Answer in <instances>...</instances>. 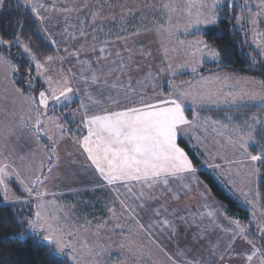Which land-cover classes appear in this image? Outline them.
<instances>
[{"label": "snow or ice", "instance_id": "1", "mask_svg": "<svg viewBox=\"0 0 264 264\" xmlns=\"http://www.w3.org/2000/svg\"><path fill=\"white\" fill-rule=\"evenodd\" d=\"M223 3L227 4L229 10L236 7L233 0H162L158 9L164 19L162 22L156 23L155 31L167 33L169 38H174L181 30L185 34H189L192 29L215 25L218 23V12ZM28 5H30L35 18L41 23L45 17L40 16V9L68 14L65 16L64 33L72 40L77 39V32L80 37H87L86 29L88 28H91L93 40H95L97 32H103V24L106 21L117 19L115 14L108 17L101 15L98 9L90 11V20L87 19V16L77 15L78 23H70L72 13L78 14L84 9H89L87 0L80 6H77L73 0L71 5L63 8H46L43 4L25 0V6ZM0 7H2V0H0ZM146 7L157 6L146 5ZM240 7L246 9L249 15L247 17L237 15L236 23L241 24L242 20H248L252 31L259 38H254V42L260 49V54L264 55V33L258 31V28L264 25V0H260L256 5V11L249 7L247 0ZM121 9L119 19L122 23L126 22L128 16L135 14L131 8L121 6ZM97 24L100 25L99 29L94 27ZM20 27L22 32L23 26ZM121 31H126V29L122 28ZM133 35H139V30ZM49 39L52 38L49 37ZM118 39L126 40L127 37L120 36ZM15 42L31 56L30 63H35L37 76H45L47 72L45 65L36 61L28 45L20 43L19 35ZM52 43L55 44L54 39H52ZM0 44L10 47L12 41L0 39ZM179 44L183 46L185 42L179 41ZM83 47L84 45L81 44L80 50ZM108 47V41H105L98 49L93 47L92 52L99 53L95 55L94 61L81 59L80 50L69 53L70 56L76 57V64L79 65L78 72L74 70V67H70L66 74L61 73L62 79L45 76L44 82L47 84V88L39 91L38 97L24 96L22 103L27 104L28 111L34 115H30L27 120L21 115L19 124L8 119L3 129L0 130V140H2L0 143V191L3 192V199L9 201L11 189L8 186L10 183L16 182L29 200L23 201L20 197H12L11 202L37 201L32 205L35 211L21 218L19 223L21 226L27 225L25 232L30 230L32 235L44 242L49 249V255L54 258L63 257L71 260L73 264H104V253L111 247V244L106 245L99 239L100 230L112 222L113 228L119 229L120 235L126 241L119 243L118 246L121 250L129 253L134 250L138 251L140 258L145 255L150 257L151 252H145L143 244L135 246L131 239L133 235L145 233L151 242L156 244L161 252H164L172 264H178L153 236L154 232L158 231L160 233L167 232L171 238L178 234L175 226L176 220L187 223V218L177 215L176 209L169 211L165 203H160L162 197L178 200L181 190L190 188V184L187 182L188 178L191 177L192 181H195L198 171L193 160L178 143V137L182 134L187 135L189 129H204L206 132L208 128H211V132L215 134L213 143L217 145V154L221 156V159H225L226 163L235 166L230 168V171L234 170L236 176L249 188L257 185L264 179V141L256 139V132L264 133V119L252 116L243 125H240L222 123L219 120L204 117L203 123H201V118L196 113V105L224 102L238 106L241 104L251 105L264 111V90L242 94L225 93V96L230 99L220 101L215 99V93L196 90L190 81H185L183 85L177 86L169 80L167 95L160 91L156 94L154 101L141 98L137 103L136 95L142 97L143 93H137L131 85V71H139L138 65L135 69L132 67V50L125 48V51L130 53L127 59L122 56L120 51H116L113 58V53L108 50ZM167 51L165 49V60H167ZM185 52L191 57L185 64L177 65L174 68L171 63H168L166 69L162 66L159 71H168L172 77H175L179 69L191 66V71L196 73L198 65L206 58L217 60L219 57V51L210 48L208 42L203 39L189 41ZM140 53L141 55H151V53L144 52L143 49L140 50ZM55 59L63 60L64 58L47 57L49 63ZM0 63L6 64L13 71L18 67L2 56H0ZM77 76L85 86L83 94L88 101L86 103L81 100L80 103V111L83 112L80 129L81 131L86 130V134L82 136H79L78 132L66 128L60 123L58 117L48 114L50 101L55 105L71 103L73 92L78 91L72 87L73 80ZM124 77H127V84L124 82ZM152 79L153 74L149 70L141 80L137 81V85H143L144 81ZM32 81L33 78L29 75L30 86ZM208 83V80L202 78L199 86L203 88ZM92 86L98 90L95 96L90 91ZM16 91L21 93V89H16ZM105 92H107L106 96ZM113 92L115 95L112 94ZM189 101L193 106L191 120L185 115V104ZM108 104L111 107L107 106ZM73 115H75V110H73ZM10 116H15V113H11ZM227 120L231 122L233 117L228 116ZM53 125L58 135L50 134ZM17 127L27 128L37 141L43 136H47V139L52 142L50 145L52 155L48 157L49 162L55 156L56 145L60 140H63L69 133L73 137L79 136L74 139L73 143L79 150H82V154L86 156L90 166L98 174L101 181L100 186L111 189L114 195L113 207L108 208L110 217L102 224L97 225L96 231H92L85 224H70L68 212L63 211L62 207L57 206L54 201L44 199L47 193L40 190L47 180V176L43 172L45 164L43 160L33 177L28 180L22 178L19 169L9 162L5 150H9V155L12 154L10 141L13 136H16ZM227 151L238 154L240 159H226L224 153ZM19 159L24 160L25 157L20 156ZM215 167H219V165ZM51 171L52 167H49L48 174ZM116 202L121 208L119 216H117L114 206ZM150 202H156L157 206L151 207ZM247 202L254 204L253 200ZM204 207L208 208L209 205L206 203ZM142 211L151 212L147 223L141 220ZM200 215L203 216L204 213H200ZM214 215V211L207 212L209 218ZM169 217H174V219H169ZM121 220L124 221L123 224L119 222ZM130 222H134V229ZM212 223L226 234L231 233L232 241L240 237L251 245V251L237 254L243 255L245 264H256L257 258L259 264H264V243L258 246L253 240L247 239L250 229L241 227L238 221L233 222L235 223L234 228H224L215 219H212ZM86 224L90 225L91 221H86ZM125 227H128L127 233L123 231ZM258 231L259 238L264 241V223L258 224ZM18 235L23 236L24 233ZM231 248L232 243H229L225 251H229ZM215 250L216 246L213 245V254H215ZM178 254L183 255V252ZM223 255L224 253L220 254V259H223ZM185 264H204V262L188 260Z\"/></svg>", "mask_w": 264, "mask_h": 264}, {"label": "rangeland", "instance_id": "2", "mask_svg": "<svg viewBox=\"0 0 264 264\" xmlns=\"http://www.w3.org/2000/svg\"><path fill=\"white\" fill-rule=\"evenodd\" d=\"M19 1L21 4L25 6V0H19ZM31 2L36 4H43L45 5L46 8H52V7L63 8L65 6L71 5L73 3V0H31ZM84 2L85 0H75L77 6L82 5ZM161 2L162 0H87V3L89 4V9H84L78 14L72 13L70 23L73 24L78 23V21L76 20L77 15L81 17L87 16V19L90 20L91 19V16L89 14L90 11L98 10V9L100 10L101 15L103 16L108 17L115 14L117 17L115 21L108 20L103 24V32H97L95 40H93L91 28L86 29L88 31L87 37H80L77 32V39L75 40L69 39L66 33L62 34L61 32H64V28L66 27L65 16L68 15L66 13H62V12L57 13L54 11H45L44 9H40L39 14L40 16L45 17V19L43 23H41L40 20H38V22L42 34L46 37V39L54 49V53L51 55L53 57H61L58 52L59 46H61L63 50L67 49V51H70L69 48L70 47L75 48V46H77L78 50H80L81 44H83L84 47L82 50H80L81 52L80 58L86 55L95 56L98 55L99 53L98 52L93 53L92 49L88 48L89 45H92V48L95 47L98 49L102 44H104L105 42L104 40L108 41L109 43L110 41L114 42V40H118L117 38L118 36H122V35L124 36L127 35V37L129 38L131 35H133V33H136L139 30V34L142 35L139 37H142L143 39L142 42L139 43L136 48H134V50L136 49L137 58H136V62L135 60H133L132 66H137V64L138 66L141 67L143 66L144 68L143 71L146 70L144 74H146L148 72L146 68L149 67L148 66L149 64L147 63H149V60L152 56L155 55L157 57H160L163 61H167L164 60L165 49H167L168 62L171 63L172 66L175 68L177 65L185 64L188 60L191 59V57L187 55L185 52L187 43L189 41L203 39L200 36L189 37V34L191 32L197 31L198 29L190 30L189 34H185L183 30H181L179 33L176 34L174 38H169L167 33H157L155 31V25L157 22H162V20L164 19V17L162 16L161 12L158 9V6ZM259 2L260 0H247L249 7H251L253 11L257 10L256 5ZM234 3L238 6L236 8L237 15H242L244 17H247L249 15L246 9H242L240 7V5L246 3V0H234ZM2 5H3V0H2ZM146 5H156L157 7H146ZM121 6H124L125 8H131L135 12L134 15L128 16L126 22L124 23H122L119 19L122 10ZM27 7L30 8V5H28ZM235 25L242 32V37L243 39H245L244 44L246 46H250L254 50V54L261 55L260 49L256 46V43L254 42V38L255 39H259V38L256 37V34L252 31V26L249 24L248 20L244 19L241 21V24L235 23ZM94 27L99 29L100 25L97 24ZM122 28L126 29V31H121ZM258 31L264 33V29L261 28V26L258 28ZM49 37L55 40V44L52 43V39H49ZM93 41L95 42L94 44L91 43ZM179 41H184L185 44L181 46L179 44ZM141 49H143L144 52L146 53H151V55H141L140 53ZM173 49H175V51H173ZM108 50L110 52L117 51V49L113 48L110 44ZM22 51H23L22 53L26 54V56L28 57V61L30 63L31 56L28 53H25L24 49ZM128 54L130 53L128 52ZM0 56L3 57L1 53ZM71 57L72 56H69L67 58L68 64H64L63 60L61 59H55L54 61L49 63L47 61V58L43 60H39V62L44 64L45 68L47 69L45 76H51L54 79L56 78L62 79L61 73L66 74L67 70L70 67H74V70L77 72L79 71V65L76 64V57L74 58L73 63H71L72 61ZM92 59L94 61L95 57ZM205 60L208 61L212 59L206 58ZM202 63L198 65L197 70L200 69ZM32 64L35 67V63L32 62ZM143 71L140 74H142ZM131 74L132 72L130 73V75ZM134 74H136V71L134 72ZM182 74L184 75V74H194V73L191 71V66H188L183 69H179L175 77L176 78L182 77L181 76ZM12 76H13V70L9 69L6 64L0 63V130L3 129L4 124L8 121V119H12L14 123L19 124V118L21 115L24 116L25 120H27L30 115H34L33 113H30L28 111L27 104L22 103L24 96L34 95L38 97L39 91H41L44 88H47V84L44 82L45 76L38 77L36 68L33 79H39L41 84L43 85V88L41 90H38L36 94H33L31 92L23 93L22 91L21 93H18L16 91V89L18 88H16V86L14 85ZM198 76L199 75H195L191 77H198ZM171 81L174 85L178 86V83H176L177 80H175V82L173 80ZM190 81L192 83V86L196 90H199L197 86L198 83L192 80ZM209 81L214 83L215 80L209 79ZM229 81L230 80L228 78L224 79L222 81L223 83L222 86L225 87L229 86V84H227V82ZM156 84H157V80H155L154 78L149 82L143 83V85L136 84V86L138 87L137 89L143 93L142 97L141 95H138L137 97H140V99L143 98L149 101H154L153 99L158 93L155 86ZM72 87L74 89H78V91H74L72 94V100H73L80 96L79 93L81 92V88L85 86L82 82L79 81V77L77 76L73 80ZM249 88H250L249 92L254 91L252 90L251 87L248 86L246 87L244 86V88H240L239 90L245 93ZM223 90L220 89L216 90L215 91L216 96L217 94L218 96L219 94L222 95ZM90 91L95 96L98 90L95 88V86H92V88H90ZM112 94L115 95V92H113ZM106 95L107 92H105V96ZM222 96L218 98L223 99V97H225ZM188 103H189L188 105L190 106V101ZM107 106L111 107L110 104H108ZM234 106H238V105H234ZM246 106H250V105H244V104L239 105V107H246ZM49 109H50L48 113L49 116L58 117L60 123H62L66 128L78 132L79 136L84 135L86 130L81 131L80 129V122L83 116V112L81 113L79 112V109H74L75 115H73L72 101L71 103L66 105H55L54 102L50 101ZM11 113H15V116H10ZM76 121H79L78 125ZM222 121L226 122L224 118H222ZM233 123L242 125V122H239L236 119L233 120ZM50 134L58 135L54 125L51 128ZM79 136L73 137L71 133H69L65 136L63 140H60L59 143L56 145V154L51 160V162H49L48 157L52 155L50 148L52 142L47 139V136H43L44 140L46 139L45 142H47L45 147L43 144L44 141H41V139L43 140V138L37 141L33 137L32 132L29 131L27 128L17 127L16 136H13L10 141L12 154L9 155V150H5V155H8L9 162L13 163L14 166L17 169H19L22 178H24L25 180H28L33 177L34 173L40 166V162L43 160L45 162L43 172L47 176V180L40 190L45 191L47 193L44 199L46 201H54L57 206L62 207L63 211L68 212L70 224L73 225L85 224V226L89 227L92 231H96L97 225L100 224H90V225L86 224V221L88 220L85 213L86 210L85 207H83V205L86 203L87 192H90V190L93 188V185H97L98 182L90 181L91 179L92 180L96 179V175L94 173H90L91 172L89 169L90 164L86 161L85 156H82L79 152L75 150V148H73V145L75 146L73 141L74 139L79 138ZM181 136H185V135L182 134ZM208 136H209L208 142L212 145L213 136L210 135ZM40 141L43 143H41ZM0 143H2V140H0ZM66 144L72 145V148L70 145L68 148ZM44 149H46L47 152ZM227 152L228 154L227 153L225 154L226 159H231V157L236 156V154H233L230 151ZM20 156H24L25 159L20 160L19 159ZM237 159H240L239 155ZM222 162L228 164L226 163V161H222ZM216 163L220 164L221 162L220 160L214 162L209 160H202L203 167L200 166V168L209 173L211 172L210 174H212L214 171H216V167H215ZM49 167H52V171L50 174H48ZM221 171L225 173H227L228 171L230 174V170L226 171V169H223L221 166H219V172L221 173ZM231 172L234 176L224 177L227 180V183L225 184H229V187L231 188V190L227 191V193L232 198L237 200V202L241 207L248 209V211L250 212L254 226H253V231H249V233H247V239L253 240L259 246L260 244L264 243V241H262L259 238L260 233L258 231V224L264 223V207L258 198L257 187L256 185H254L251 188H249L245 183L241 181L240 178L236 176L234 170ZM14 183L17 185L16 182ZM8 187L11 189L10 199L9 201H5L3 199V192L0 191V194L2 196V201H1L2 203L30 205L32 208V213L35 211L34 207L32 206L37 202L35 200H32L30 203L11 202L12 197H20L21 200L23 201H28L29 198L26 196V194L22 193L19 187L18 188L22 193L21 196L14 191V189L11 187V184H9ZM95 188H102V187L98 186ZM102 194H104V192H102L99 197H101ZM76 197H78V204L75 206V204L72 201H76ZM111 198L114 199L113 194L111 195ZM248 200H253L254 204H249L247 202ZM81 203L83 204L81 205ZM90 213H93V210H91ZM130 223L132 224L133 227L134 223L133 222ZM112 226L113 225H106L103 229L100 230L101 235L99 239L106 245L111 244V247L107 249L104 253V264H135V262H139L143 264H153V262H155V264H172V262L168 260L167 256H165L164 254L162 255V252L159 249L157 253L156 244L151 242L148 235H133L131 239L133 240L135 246L136 244L137 246L143 244L145 246V252L148 251L151 252L150 257L148 255L147 256L145 255L142 258H140L139 255L137 254V251L135 250L131 253L125 250H121L118 246L119 243L126 241L124 240V237L122 235H118V233H113L109 231L112 229ZM240 226L248 229L247 226H244L242 224H240ZM27 233H31V231L29 230L24 234ZM153 236L154 239L157 240V242H159V244L163 248H165V250L170 249L171 251L172 250L174 251L175 254H173L174 256L172 257L178 262V264H180V262H183L181 259V257L183 256L181 255L178 256L176 250L180 248L181 245L183 244L182 242L187 239V237H184L185 235H176L171 238H169V235H153ZM196 236L199 237L200 235H191V237L194 238H196ZM136 238L139 240H137ZM205 243L209 248V251L207 252V257L211 258L213 255V258H215L213 264H245L243 255H237V254H242L251 251V245L247 244L244 239L237 237L235 241H232L231 233L226 234L221 230V228H218V233L213 231L212 228H210L209 232L206 233ZM229 243H232V248L229 251H225ZM213 245L216 246L215 254H213ZM152 251H153V257H152ZM178 252H180V250H178ZM221 253H224L223 259H220ZM69 262L70 264H73L71 260H69ZM256 264H259L258 258L256 259Z\"/></svg>", "mask_w": 264, "mask_h": 264}, {"label": "trees", "instance_id": "3", "mask_svg": "<svg viewBox=\"0 0 264 264\" xmlns=\"http://www.w3.org/2000/svg\"><path fill=\"white\" fill-rule=\"evenodd\" d=\"M236 7L228 9L226 3L221 6L218 12V23L212 26L201 27L189 34V37L200 36L208 42L210 48L219 51L218 60H205L202 66L194 74H184L182 77L205 75L208 73H223L236 78H255L264 87V55L254 54L250 46L244 44L245 39L236 23ZM22 32H21V27ZM264 29V25H261ZM20 36V43L28 45L36 60H43L54 53L52 45L42 34L38 19L31 9L20 3L19 0H3L0 9V39L12 41L10 47L0 44V53L9 59L12 64L18 66L13 71V83L23 93L31 92L36 94L43 88L39 79H33L29 84V75L34 77L35 67L29 63L26 54L22 53L23 47L15 42ZM187 115L193 114L189 109ZM239 122H245L248 115H260L264 119V111L258 107L246 106L228 110ZM256 139L264 141V133L256 132ZM178 143L185 149L193 160L194 166L200 165L197 152L180 138ZM255 154V153H253ZM197 175L206 185L211 195L224 205L226 214L236 219L240 224L247 226L253 231V221L248 209L239 205L237 200L232 198L223 186L209 172L199 169ZM11 187L18 195H22L18 186L12 182ZM257 193L260 202L264 207V179L257 185ZM0 194V264H70L68 259L63 257H52L46 244L38 240L32 233L19 236L25 233L27 225L21 226L19 220L32 213L30 205L5 204L2 203ZM248 231V233H249Z\"/></svg>", "mask_w": 264, "mask_h": 264}, {"label": "crops", "instance_id": "4", "mask_svg": "<svg viewBox=\"0 0 264 264\" xmlns=\"http://www.w3.org/2000/svg\"><path fill=\"white\" fill-rule=\"evenodd\" d=\"M62 34L64 32H61ZM124 36V35H122ZM142 36L141 34L139 35H131L129 38L127 37V35H125V37H127L126 40L124 39H118V40H114V42L110 41V45L113 48H116L117 51H120L122 56H124L126 59L127 57L130 55L128 54V51H125V48L131 49L132 50V56H133V60H135L136 62V49L134 50V48L137 47V45L139 43L142 42ZM120 37V36H118ZM117 37V38H118ZM130 40V41H129ZM106 41V40H104ZM91 43H95L94 41ZM88 48L92 49V45H89ZM70 51H66L63 50V48H61V46H59L58 48V52L60 54L61 57H63V63L64 64H68V57L70 56L69 53H72L76 50H78V47L75 46L74 47H70L69 48ZM113 56L115 54V51H112ZM125 53V54H124ZM156 54V52H155ZM91 57V58H88ZM95 56L89 55V56H83L81 57L82 59H92ZM72 61L71 63H73V60L75 58V56H72ZM93 60V59H92ZM165 60V59H164ZM168 59L167 61H163L160 57L157 56H152L149 60V64L146 69L149 71L151 70L152 74H153V78L155 80H157V84L156 86V90L158 91V93L160 91H162L164 93V95H167V92L169 91V86H168V81L169 80H173L176 83H178L179 85H182L186 80H192L194 82L198 83V91H204V92H212L215 93V99L220 100V101H224V100H228L230 99V97L225 96V93H237V94H242L243 92L240 91V88H244V86H248L251 87L252 90L254 91H262L264 90V87L262 86L261 82L255 78L252 77H248V78H236V77H232L230 75L227 74H223V73H208L205 75H199L198 77H172L168 71H164V72H160L159 69L163 66L165 69L167 68V64H168ZM137 64V63H136ZM138 65V64H137ZM133 69H135L136 66H132ZM144 68L143 66H139V71L133 70L131 71L132 74H134V72L136 71V74L132 75L131 74V85L132 88L136 90L137 93H140V91L137 89L138 87L136 86L137 81L141 80L144 76H145V71H143ZM143 71L142 74H140ZM139 73V76H138ZM183 75V74H182ZM136 77V78H135ZM225 77H227L230 81L227 82V84H229V86H222L223 83L222 81L225 79ZM206 79L209 81V79H214V83L210 82L203 88H200L199 86V82L201 79ZM219 78V79H216ZM124 82L125 84H127L128 80L127 77H124ZM198 80V81H195ZM40 81V80H39ZM149 82L148 80L144 81V83ZM191 82V81H190ZM218 86V87H217ZM225 87V88H224ZM228 87V88H227ZM224 88V90H223ZM223 90L222 95L225 96L223 97L222 95L217 94L216 96V90ZM250 88L246 91L249 92ZM84 87L81 88V92L79 93L80 96L76 99L72 100V110L74 109H79V112L82 113V111H80V103L81 100H84L86 103H88L87 101V97L84 96ZM138 95H136V102H139L140 97H137ZM222 96L223 99L218 98ZM217 97V98H216ZM155 99V98H154ZM153 99V100H154ZM189 103L187 102L185 104V115L186 117L191 120L193 115L191 116L190 114L187 115V111L192 110V104L190 103V106L188 105ZM196 112L197 114H201L198 115L201 118V123H203V118L204 117H210L212 120H219L222 123H233L234 119H238V116L236 115V118L232 115L228 113V110H233V109H237L239 108V106H234L233 104L230 103H224V102H220V103H207V104H203V105H196ZM231 116L233 117V120L231 122H229L227 120V117ZM252 116H257L263 119V117H261L260 115H248V117H246V120H248L249 117ZM222 118H224V120L226 122L222 121ZM245 120V121H246ZM239 121V120H238ZM79 121H76L77 125ZM244 123L242 122V125ZM209 131V132H208ZM86 134V132L84 133V135ZM215 136L214 133L211 132V128H208L207 131L205 132L204 129H189L187 135L185 136H180L178 137V139L182 138L184 139L188 145L190 147H192L195 151H197V154L199 156L200 159V165L197 166L196 168L199 170L201 169V167H203L202 165V160H209V161H217L220 160V164L223 169L230 170V168H233L234 166L229 165V164H225L222 161H226L225 159H221V156L217 154L218 152V148L217 145L213 144L212 145L208 142L209 140V136ZM227 135V133H226ZM43 138V137H42ZM218 139H222L217 137ZM70 139V138H68ZM41 141H44L41 142ZM41 143L44 144V146L46 147V139L43 140L41 139ZM70 144H66V146H68L69 148ZM72 148V145H70ZM73 148H75V150L77 152H79L82 156H85L84 154H82V150H79L78 147L75 145H73ZM47 149V148H46ZM44 149L46 152L47 150ZM228 154V152H225V154ZM238 154H236V156L231 157V159H237ZM240 157V156H239ZM86 159V156H85ZM87 161V159H86ZM89 164L90 162L87 161ZM90 169V173H94L96 175V179L94 180H90L91 182H95L97 181L98 184L97 185H93V188L90 190V192H87V196H86V203L83 205V207H85L86 210V217L88 221H91V224H102L104 221L108 220L110 217V213L108 212V208L109 207H113V203L112 201L114 199L111 198V195L113 194L112 190L107 188V187H102V188H95L100 186L101 181L99 179V176L97 173H95L94 168H92L91 166L89 167ZM211 173V172H210ZM212 176L220 183L221 186L224 187V189L226 191H230L231 188L229 187V184H225L227 183V180L224 178L225 176L231 177L234 176L232 174V172L227 171V173L219 172V167H216V171H214L212 173ZM236 181V180H235ZM190 184V188L189 189H183L181 190V192L179 193L180 198L178 200H171L168 197H162L160 203H165L169 209V211H171L172 209H176L177 210V215H183L187 218V223H185L184 221H179L176 220L175 221V226L177 227V231L178 234L177 235H185L184 237H187L186 240H184L181 245L180 248H178L176 250V253H180L183 252V257H181L182 261L184 262H180V264H185L186 261L188 260H199L204 262V264H213V261L215 258H213V255L211 258L207 257V252L209 251V248L207 247L205 241H206V233L209 232L210 228L213 229V231L218 233V227L215 226V224L212 223V219H215L217 221V223L221 224L224 228H233L235 227V221H237L236 219H233L231 217H229L226 214L224 205L219 202L218 200H216L211 193L208 191L206 185L200 180V178L198 177L197 173L195 176V181H192L191 177L188 178L187 181ZM198 182V183H197ZM93 184V183H92ZM173 187H175V185H173ZM95 192V193H94ZM97 192V193H96ZM104 192V194L100 196V194ZM114 196V195H113ZM216 200V201H215ZM75 206L78 204V197H76V201H72ZM208 204L209 207L205 208L204 205ZM83 203H81L82 205ZM115 209H116V213L117 216H119V213L121 211L120 205L118 202L115 203ZM150 206L151 207H156L157 203L156 202H150ZM93 210V213H90V211ZM208 211H214L215 215L212 218H209L207 216V212ZM90 213V214H89ZM200 213H204L203 216L200 215ZM94 215V216H93ZM149 216H151V212L150 211H142L141 212V220L144 223L148 222V218ZM96 217V218H94ZM169 219H174V217H169ZM120 223H124L123 220L119 221ZM134 223V222H133ZM240 224V223H239ZM107 225H113L112 222L108 223ZM132 226V224H131ZM133 229L135 228V224H133ZM113 233H118V235H120V230L119 229H114L112 226V229L109 230ZM123 231L125 233L128 232V227H125L123 229ZM138 235H147L145 233H139ZM153 235H169L167 232L165 233H160L158 231L154 232ZM191 235H200L199 237L196 236V238L191 237ZM183 237V238H184ZM202 237V238H201ZM182 238V239H183ZM137 239V238H136ZM123 240V239H122ZM139 240V239H137ZM192 240V241H190ZM157 241V240H156ZM159 243V242H158ZM203 244V245H202ZM137 246V244H136ZM165 250V248H164ZM178 250H180V252H178ZM156 251L158 253V248H156ZM169 255L174 256L173 254L174 251L170 250V249H166L165 250ZM137 254L139 255L138 251ZM164 254V252H162V255ZM147 256V255H146ZM179 256V254H178ZM152 257H153V251H152ZM210 259V260H209ZM146 263V262H144ZM135 264H143V263H139V262H135Z\"/></svg>", "mask_w": 264, "mask_h": 264}, {"label": "water", "instance_id": "5", "mask_svg": "<svg viewBox=\"0 0 264 264\" xmlns=\"http://www.w3.org/2000/svg\"><path fill=\"white\" fill-rule=\"evenodd\" d=\"M233 2H234V0H233Z\"/></svg>", "mask_w": 264, "mask_h": 264}]
</instances>
